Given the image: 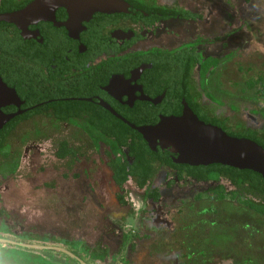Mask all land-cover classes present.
Returning <instances> with one entry per match:
<instances>
[{
  "label": "rangeland",
  "instance_id": "obj_1",
  "mask_svg": "<svg viewBox=\"0 0 264 264\" xmlns=\"http://www.w3.org/2000/svg\"><path fill=\"white\" fill-rule=\"evenodd\" d=\"M157 1L202 12L204 19L196 27L181 21L168 24L176 35H207L213 49L229 44L218 52L222 60L206 78L204 87L211 100L204 97V103L218 116L262 129L264 119L257 110L264 107V101L257 90L264 91V0H250L249 5L244 0H233L232 5L227 0ZM227 5L232 10L223 7ZM258 77L263 80L248 88V82ZM195 78L199 81L197 72ZM37 148L23 157L14 176L0 183V264H38V255L58 264H75L44 248L58 246L50 237L89 247L104 243L111 260L96 263L116 264L123 234L139 239L127 243V264H172L173 253L179 248L191 254L190 264H264V210L233 197L230 187L221 197L218 191L209 192L213 183L192 181L184 187H166L160 175L156 180L162 195L158 207L177 232L168 235L164 230L155 235L139 223L140 210H147V205L142 190L133 182L124 185L132 208L129 211L117 203L106 166L93 172L97 183L93 187L83 177H62L69 172L56 159L49 142ZM85 164L84 160L76 163L73 173L80 175ZM26 235L39 236L42 243H34ZM30 246L42 248L29 250Z\"/></svg>",
  "mask_w": 264,
  "mask_h": 264
},
{
  "label": "flooded vegetation",
  "instance_id": "obj_2",
  "mask_svg": "<svg viewBox=\"0 0 264 264\" xmlns=\"http://www.w3.org/2000/svg\"><path fill=\"white\" fill-rule=\"evenodd\" d=\"M223 7L232 10V6ZM182 8L196 16L193 19H165L163 13L142 12L129 4L125 13H94L91 19L80 21L79 25L78 22L70 23L72 36L64 27L39 22L28 28L38 31V36L22 39L20 31L10 24L18 31L19 38H0V80L7 88L0 86V115L12 116L0 128V145L7 143L8 149L2 151L6 155L16 154L22 147L15 174L23 157L34 148L38 149L42 143L49 142L59 160L54 146V142L58 141L67 143L68 148L63 155H87L94 158V170L106 166L110 172L103 152L113 149L117 141L130 142L136 138L153 151L160 148L173 154L171 158L177 168L174 175L168 178L166 174H160L166 187L171 179L172 186L180 187L192 181L213 183L214 187L208 188L209 192L218 191L222 197L230 187L233 196L234 188L227 179L196 181L193 173L203 165L178 162L179 154L171 145L165 146L156 138L148 143L131 126L157 124L166 117V108H173L172 115L167 116L179 117L183 114L184 100L181 107L175 108L178 109L177 114L174 112L175 102H172L173 99L170 101L171 94L174 95L178 89V85L170 79L177 74V70L170 62L172 56L166 55L163 49L195 41L199 37L204 44L197 48L192 45L191 52L199 49L204 57L218 59L220 63L222 59L218 52L229 48V44L224 42L213 49L212 40L203 34L195 33L189 37L176 35L168 24L181 21L196 27L197 22L204 19L200 10ZM64 12L65 16L60 20L56 19L55 13L58 23L68 19V14ZM50 24L57 29L50 30ZM171 41L173 44L170 45ZM151 49H158V52H148ZM204 105L216 115L208 105ZM195 115L204 123L211 124ZM218 117L228 118L232 124H243L239 120L231 121L228 116ZM24 140L29 142L21 145ZM96 143L98 146H95ZM82 160L86 163L81 169L83 171L90 165ZM117 160L126 164V170L136 165V158L126 146L113 158L114 162ZM65 162L60 161V164L67 171ZM110 179L112 182L111 172ZM146 207L152 212L164 213L158 205Z\"/></svg>",
  "mask_w": 264,
  "mask_h": 264
},
{
  "label": "trees",
  "instance_id": "obj_3",
  "mask_svg": "<svg viewBox=\"0 0 264 264\" xmlns=\"http://www.w3.org/2000/svg\"><path fill=\"white\" fill-rule=\"evenodd\" d=\"M32 0H1L0 1V14L6 12H12L23 8ZM131 6L139 8L142 12H160L163 13V18H177L181 17L184 19H193L196 15L190 11L178 6L173 5H161L157 0H125ZM231 5L233 0H227ZM245 3H249L250 0H244ZM61 11V12H60ZM61 15V16H60ZM65 12L63 9H59L56 12V19L60 20L64 18ZM55 28L52 24L49 25V29L54 31ZM15 37L19 38L18 31L10 24L5 22H0V38ZM23 39V38H22ZM204 41L201 38H197L195 41H186L170 49H163L162 51L166 55H171V64H174L177 74L174 77L171 76V80L178 85V89L175 91L174 95L171 94L172 98L170 101L175 102V108L181 107V101L184 100L188 106L194 111L199 118L205 120L207 123H211L220 127L228 135L238 138H248L264 148V127L262 129L248 127L244 124L231 123L228 118L218 117L206 108L204 105V97L210 99V95L205 91L204 83L207 76L214 74L218 64V59H211L204 57L201 54V50H196L191 52L192 45L201 47ZM161 50H159L160 52ZM148 52H158V49H151ZM198 67V78H195V69ZM262 77H258L255 82H248V88H255L259 81H262ZM262 83V82H260ZM264 88V83L261 84ZM258 96L264 101V91L257 90ZM211 100V99H210ZM173 106V105H172ZM171 110V111H170ZM173 108H166L165 115H170ZM178 109L174 112L177 114ZM257 112L261 113L264 119V107L259 108ZM172 115V114H171ZM149 122V121H148ZM103 140V139H102ZM29 142V141H28ZM24 140L21 145L28 143ZM104 144L101 143V148ZM54 146L57 148V158L59 161L65 162L67 166V171L69 173H64L63 178L83 177L86 183L92 184L96 187L97 183L93 179L92 175L95 171L93 169L95 163L94 158L85 156H75L63 155V151L68 148L65 142H54ZM95 146H98L96 143ZM123 146H126L130 153L136 158V165L130 170H126V164L120 163V160L116 162L113 158L122 152ZM71 147V146H69ZM8 145L4 143L0 145V183L3 179L12 177L15 175L17 163L21 157L22 147L13 155H6L2 151L7 150ZM104 149H102L103 151ZM104 153V158L108 160V167L112 174V182L116 189L115 199L121 207H127L129 211H132L131 204L128 199V191L124 184L127 181L133 182V184L140 190H142V201L148 206H157L161 203L162 195L159 187L156 186L155 181L158 175L164 173L169 178L174 175V171L177 170L176 164L174 163L171 152H164L162 149L157 148L153 151L148 146L142 143L141 139L134 138L130 142L117 141L113 149H107ZM113 156V157H112ZM85 159L90 162V167L82 171V173H73V168L76 163L80 160ZM179 170V169H178ZM197 172L193 173L194 179L196 181H212L218 182L222 177L227 179L230 185L234 188L233 197L239 196L245 199V202L251 203L254 206L264 210V178L251 170H240L230 166L222 164H210L207 166H200L197 168ZM72 172V173H71ZM172 179L170 180V184ZM42 186L47 188H52V183H44ZM165 213H157L155 211L140 210L139 220L140 225L147 228L155 235L166 232L168 235H175L177 230L173 227L172 223L167 220ZM1 230V228H0ZM5 230V229H4ZM6 231V230H5ZM7 232V231H6ZM27 238L34 243H42V239L39 236L26 235ZM49 240L56 243L59 248L66 250L68 253H63L61 251L55 250L54 252L61 254L70 258L75 264H98L97 261L109 262L111 256L108 253V247L102 243L96 247H89L81 242L74 244L58 242L54 237L48 238ZM57 240V241H56ZM139 241L137 237H130L127 234L122 235L123 245L116 252V264H127L126 261V246L129 241ZM18 244V243H15ZM19 246V245H18ZM37 246V245H35ZM30 246L28 249L41 250V246L35 247ZM28 254H26L27 256ZM24 256V257H26ZM191 254L185 253L183 248H179L174 251L172 257V264H190L188 260ZM38 264H58L50 259L38 255L36 258Z\"/></svg>",
  "mask_w": 264,
  "mask_h": 264
},
{
  "label": "water",
  "instance_id": "obj_4",
  "mask_svg": "<svg viewBox=\"0 0 264 264\" xmlns=\"http://www.w3.org/2000/svg\"><path fill=\"white\" fill-rule=\"evenodd\" d=\"M129 4L124 0H32L21 9L0 14V22L14 25L24 39H35L38 31L29 26L50 22L64 27L69 36L70 23L88 21L94 13L111 14L127 12ZM64 9L68 19L57 22L55 13ZM1 84V80H0ZM1 84L0 86H2ZM3 89H7L4 85ZM7 92L9 90H6ZM184 111L179 117L166 116L157 124L135 128L147 141L159 139L165 146L171 145L178 152L177 161L188 165L222 164L240 170H251L264 178V148L248 138L228 135L220 127L199 120L183 101ZM12 116L0 115V128ZM68 253L59 247H44Z\"/></svg>",
  "mask_w": 264,
  "mask_h": 264
}]
</instances>
